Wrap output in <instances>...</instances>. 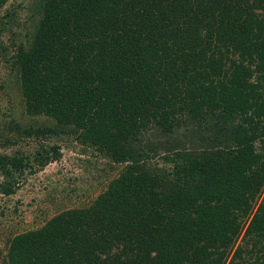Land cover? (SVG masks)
<instances>
[{"label":"trees","instance_id":"obj_1","mask_svg":"<svg viewBox=\"0 0 264 264\" xmlns=\"http://www.w3.org/2000/svg\"><path fill=\"white\" fill-rule=\"evenodd\" d=\"M40 1L10 63L26 115L56 125L10 123L40 148L0 154L2 191L69 131L126 167L94 206L15 237L6 264H264V0Z\"/></svg>","mask_w":264,"mask_h":264},{"label":"rangeland","instance_id":"obj_2","mask_svg":"<svg viewBox=\"0 0 264 264\" xmlns=\"http://www.w3.org/2000/svg\"><path fill=\"white\" fill-rule=\"evenodd\" d=\"M39 2L9 0L0 11L1 30H4L0 35V142L4 144L9 138L15 140V144L8 147L0 143V154H31L32 162L40 148L39 141L34 137H26V134H13V131L10 132L13 127L10 123L15 121L23 128L29 125L53 127L56 124L47 117L26 115L19 71L12 68L10 58L17 52L20 42L24 40L32 44L34 41L43 17V3L40 6ZM6 109L12 111V116L5 117L2 114ZM58 129L61 130L60 127ZM78 135L69 131L68 134L45 140L44 144L52 146L57 142L60 145L61 158L46 166L32 164L33 173L26 169L21 178L16 175L15 180H20L16 193L6 195L2 191V187L8 186L10 180L0 175V264H6L10 244L15 237L41 228L48 219L64 211L94 206L126 167L99 155L93 146L81 143ZM155 162L160 165L163 163L160 159ZM262 200L264 192L257 206ZM246 227L233 253L240 247H246V242L250 241Z\"/></svg>","mask_w":264,"mask_h":264}]
</instances>
